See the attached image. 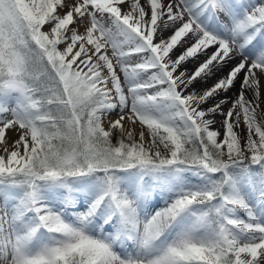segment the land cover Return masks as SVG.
I'll list each match as a JSON object with an SVG mask.
<instances>
[{
  "label": "snow or ice",
  "instance_id": "snow-or-ice-1",
  "mask_svg": "<svg viewBox=\"0 0 264 264\" xmlns=\"http://www.w3.org/2000/svg\"><path fill=\"white\" fill-rule=\"evenodd\" d=\"M0 264H264V0H0Z\"/></svg>",
  "mask_w": 264,
  "mask_h": 264
},
{
  "label": "bare ground",
  "instance_id": "bare-ground-1",
  "mask_svg": "<svg viewBox=\"0 0 264 264\" xmlns=\"http://www.w3.org/2000/svg\"><path fill=\"white\" fill-rule=\"evenodd\" d=\"M218 126V125H217Z\"/></svg>",
  "mask_w": 264,
  "mask_h": 264
}]
</instances>
